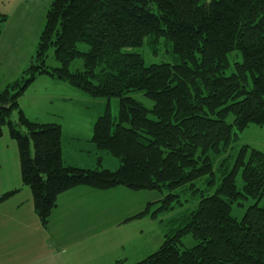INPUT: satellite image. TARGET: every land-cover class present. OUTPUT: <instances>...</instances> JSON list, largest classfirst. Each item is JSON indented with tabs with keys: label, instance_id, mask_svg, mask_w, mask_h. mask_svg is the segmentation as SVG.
I'll return each mask as SVG.
<instances>
[{
	"label": "trees",
	"instance_id": "obj_1",
	"mask_svg": "<svg viewBox=\"0 0 264 264\" xmlns=\"http://www.w3.org/2000/svg\"><path fill=\"white\" fill-rule=\"evenodd\" d=\"M45 15L33 61L0 92V139L7 128L17 143L22 183L41 227L49 228L59 197L80 187L155 192L158 200L135 219L156 222L184 209L191 195L196 210L136 264H264V154L240 148L217 188L213 161L249 126H264V0H53ZM6 22L0 13V34ZM148 38H163L180 63L146 66L141 55L124 51ZM51 50L59 68L46 64ZM236 50L243 62L227 75ZM78 59L83 71L71 69ZM40 76L92 99L119 100L117 119L107 110L90 127L85 150L97 155L88 152L98 161L93 169L66 165L62 125L32 122L21 109ZM67 92L42 90V96L56 105L69 101ZM135 92L153 106L134 99ZM113 163L114 171L105 167ZM203 178L205 191L197 184ZM17 192L0 196V204ZM246 202L252 204L242 219L233 217V207ZM187 235L197 243L192 249L183 247Z\"/></svg>",
	"mask_w": 264,
	"mask_h": 264
},
{
	"label": "rangeland",
	"instance_id": "obj_2",
	"mask_svg": "<svg viewBox=\"0 0 264 264\" xmlns=\"http://www.w3.org/2000/svg\"><path fill=\"white\" fill-rule=\"evenodd\" d=\"M52 1L53 0H0V13L7 17V22L3 25L2 33L0 34V92L5 90V88L14 81H17L23 72L27 70L30 65L29 63L33 61L39 42V36L45 24V14L50 8ZM79 50L83 53H87L89 47L86 44H80ZM124 51L141 55L146 66L159 64L174 65L180 63L171 45L163 38H148L143 46L127 48L124 49ZM228 58L230 69L227 75H230L234 71L235 63L243 62V56L240 51L236 50L229 53ZM46 64L50 69L60 67V64L54 58L53 50L49 52ZM71 69L73 71H83L82 59L76 60ZM42 90H68L67 94L70 93L71 96L67 97L69 101L60 99L56 105H53L51 99L43 98ZM131 96L148 108L153 106V103L143 95V92H135L131 94ZM21 109L24 111L28 120L32 122L60 123L66 136L65 153L71 154L72 151L75 152V149L82 150L84 152H78L77 155L74 156L75 160L80 162L90 161L97 165L98 161L95 160V157L88 155V152L92 151L85 150L87 141L92 137L90 127L92 129V125L96 123L98 118L105 115L107 110H109L113 118L117 119L120 106L117 98L92 99L83 95L78 89L68 84H56L48 79V77L40 76L28 89L24 99L21 101ZM19 113V110H16L12 119H17ZM233 119V117H229L228 123H232ZM8 134V129L4 128V138L14 144V149L10 152L6 150L4 151V155H1V149L3 150V139H0V195L2 190L12 185L13 188L7 190L5 193L14 190H19V192L13 195L8 201L15 204L23 200V211L15 213L14 211L16 208H14V205L6 209L2 205V208L5 213L6 210H10L12 213L10 216H14L16 222H20V219L29 221L27 215L29 207L26 203L27 197L29 196L28 194L32 196V193L28 188L23 186L18 146ZM244 146H249L250 150L255 149L264 154V126H249L245 131L239 133L232 149L229 150L225 157L213 156V161L216 165L214 178L215 188L219 186L224 172H226L228 168H232L234 159L240 148ZM92 153L95 154V152ZM95 156L97 155L95 154ZM100 156L102 157V155ZM109 158L115 160L113 157ZM224 159H227L226 163L223 162ZM219 164H225L222 170ZM115 166L116 164L114 163L105 164V167L111 169V171H114ZM241 175L240 172L237 177L239 189H242L243 186ZM6 178L10 179L11 183L5 180ZM207 183L208 180L206 178L197 182L198 187L202 189V191L210 188L207 186ZM181 194L183 200H188L189 196H186L182 192ZM158 197V194L155 192H140L136 196H131L130 200L131 203H136V205L140 203V207H143L145 203L157 201ZM190 197L184 209L178 213L176 211L159 218V220L162 219L163 222L157 221L155 225L154 223L143 221L141 223H134L133 225L124 224L120 228L116 223H120L125 217V207L128 204L123 200L121 209L116 213H111L107 221V225H109L108 234L104 227L106 226L105 219L103 222V219H100V216H98L96 220L88 221L84 217L85 213L83 214L80 212V217L75 224L73 221L67 224L64 221L61 222L51 231L47 240H50V246L52 248H61V251H63V247H67L74 242H79L77 248L66 255L64 264H117L118 261H123L124 263L125 260L138 263L153 253H156L163 244L165 236L177 230L179 228V223L189 213L196 210L198 199L196 196L192 197L190 195ZM3 204L5 205V203ZM251 204L252 202H246L244 208L233 207V217L241 220L246 209ZM261 204H263L261 206H264V203ZM68 212L69 215L72 216L77 213V210L69 208L66 214ZM173 217H175V219L172 220L171 218ZM12 227L14 226L8 222L7 219L0 218V240L3 236H6L8 242L11 240L15 244L20 243L17 247L23 249L25 255H31V251L41 252V250L44 256L52 255L50 254V250L40 243L39 238L35 237V235L31 234L27 229H23V231L20 232L11 229ZM101 227H104V232H102L104 238L98 239L101 235L98 229ZM134 227H136V229H133ZM137 230L145 232L143 235L140 233L136 235ZM92 231L93 233L91 234ZM153 244H156L157 248L155 252L150 254ZM196 244L192 235H187L183 238L184 249H192ZM56 254H61L63 256V253L60 252ZM50 264H61V259L56 256L52 258Z\"/></svg>",
	"mask_w": 264,
	"mask_h": 264
},
{
	"label": "crops",
	"instance_id": "obj_3",
	"mask_svg": "<svg viewBox=\"0 0 264 264\" xmlns=\"http://www.w3.org/2000/svg\"><path fill=\"white\" fill-rule=\"evenodd\" d=\"M3 140V150L1 149V155H4V151L9 150V152L14 149V144L12 142H9L6 138H2ZM65 141H63V147H64V162L68 166L76 167V168H81V169H93L95 167V164L93 162H80L78 160H75L74 156L77 155L78 152H84L79 149H75V152H71V154H66L65 153ZM8 155V154H7ZM1 164V162H0ZM4 167V164H3ZM9 183H11L10 179H5ZM13 188L11 185L9 188H6L2 190V193L0 196L5 194L7 190H10ZM1 190V187H0ZM135 192H131L127 189L124 188H116L113 190L109 191H96L93 189H89L86 187H80L77 189H74L70 192H67L63 195H61L58 199L57 202V207L53 212V215L50 220V225L48 229H43L41 228L39 219L37 215L35 214L34 206H33V199L30 194L27 197V203L26 205L29 207L27 211V215L29 217V221H23L20 219V222H16L14 216L12 215L10 210H6V213L3 211V207L6 209L11 205H14V208L16 210L14 211L15 213L22 212V206H23V200L21 202H16L15 204L11 201H7L4 204H0V218H5L10 222L14 227L11 229L17 230L22 232L23 229H27L31 234H34L35 237H38L40 240V243L43 244L45 247H47L50 250V256H44L42 250L41 252H36V251H31V255H25V252L23 249L17 247L20 245V243H13L11 240L8 242L7 237L3 236L0 240V264H50V261L54 257H59L61 259V264H64V260L66 258V255L70 253L73 249H76L79 242H74L71 245L67 247H63V251H61L59 248L54 247L52 248L50 245V240H47L49 235L51 234V231L59 225L61 222H65L66 224L70 221H73L75 224L77 222V219L80 217V212L84 214V217L89 221V220H96L98 216H100V219H105V225L104 226L106 229V233L108 234L109 232V225H107V221L111 215V213H116L119 211L122 207V202L123 200L126 201L128 204L125 207V217L122 219L120 223H116L120 228L124 224H131L133 225L134 223H141L143 221L147 223H154L156 225V221L151 220L148 217L142 218V219H135V217L142 213L146 208L149 203H145L143 207H140V203L136 205V203H131V196H136L138 193L133 194ZM140 193V192H139ZM25 205V206H26ZM106 206V208H105ZM69 208H73L74 210H77V213L75 215L70 216L69 212L66 214L67 210ZM31 225V226H30ZM104 227L99 228V232H101V235L98 237L99 238H104V235H102V232H104ZM60 228V227H58ZM133 229H136L134 227ZM145 231L142 230H137L136 235L139 233L141 235L144 234ZM93 231L91 232V234ZM157 248L156 244H153V248L150 252H155ZM44 251V250H43ZM63 253V257L61 254H56V253ZM52 256V258H51ZM70 262V261H69ZM122 262V264H136V262H130L129 260L123 261H118ZM117 262V263H118ZM138 262V261H137Z\"/></svg>",
	"mask_w": 264,
	"mask_h": 264
}]
</instances>
